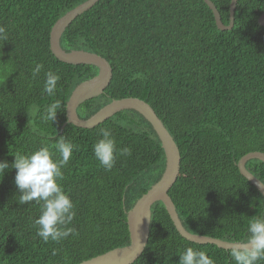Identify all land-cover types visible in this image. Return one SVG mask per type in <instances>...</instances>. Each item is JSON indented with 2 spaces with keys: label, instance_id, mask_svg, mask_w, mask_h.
Wrapping results in <instances>:
<instances>
[{
  "label": "trees",
  "instance_id": "16d2710c",
  "mask_svg": "<svg viewBox=\"0 0 264 264\" xmlns=\"http://www.w3.org/2000/svg\"><path fill=\"white\" fill-rule=\"evenodd\" d=\"M86 1L0 0V162L10 165L0 174V264H80L129 245L128 212L166 168L158 135L136 111H121L91 129L68 123L72 93L99 70L61 62L50 37L58 20ZM211 1L230 25L232 0ZM263 14L264 0H239L234 26L220 30L205 0H99L62 36L67 52L98 54L113 68L104 93L79 107L82 119L133 97L147 102L172 134L182 163L170 196L194 234L243 242L248 219L264 214V196L237 165L249 153H264ZM37 63L44 67L34 79ZM49 70L60 76L53 96L43 92ZM57 100L56 121H42ZM32 105L40 108L35 123H29ZM103 128L112 131L118 149H131L111 171L93 153ZM61 137L75 146L59 183L75 205L69 227L76 234L45 242L35 225L40 205L19 204L11 164L17 153L42 146L58 159ZM247 169L264 183L262 161L250 160ZM188 247L206 252L214 264H233L230 250L184 239L157 202L148 245L134 264H179Z\"/></svg>",
  "mask_w": 264,
  "mask_h": 264
},
{
  "label": "water",
  "instance_id": "95a60500",
  "mask_svg": "<svg viewBox=\"0 0 264 264\" xmlns=\"http://www.w3.org/2000/svg\"><path fill=\"white\" fill-rule=\"evenodd\" d=\"M98 1L99 0H88L71 10L58 20L51 32L50 48L57 59L71 65H92L99 70L97 76L79 84L72 93L67 103L68 123L80 128L91 129L104 123L121 111H136L151 124L158 135L166 156V168L160 180L154 184L128 212L130 244L125 247L111 250L90 260H86V264H134L142 256L148 245L152 223V208L157 202H162L164 204L177 231L187 241L200 245H216L221 249L230 250L234 242L194 234L185 228L178 214L177 207L170 196V190L177 182L181 172V152L172 134L166 128L155 110L147 102L133 97L114 100L88 119H82L79 116L78 109L82 104L88 100L99 97L109 87L113 79V68L107 59L98 54L83 50L67 52L62 47L61 40L71 23L79 15L91 9ZM238 1L239 0H232L230 25L226 26L221 19L216 5L211 0H205L213 11L217 27L220 30H228L234 26ZM259 22L264 27V14ZM253 159L260 160L264 163V153H249L245 155L237 165L242 176L254 185L264 196V188L259 186L260 183H264L247 169V163Z\"/></svg>",
  "mask_w": 264,
  "mask_h": 264
},
{
  "label": "clouds",
  "instance_id": "9594fccd",
  "mask_svg": "<svg viewBox=\"0 0 264 264\" xmlns=\"http://www.w3.org/2000/svg\"><path fill=\"white\" fill-rule=\"evenodd\" d=\"M3 30L0 29V32ZM43 64L37 63L32 70L35 79L43 70ZM60 76L49 70L45 73L43 92L53 96L57 90ZM125 99V98H124ZM122 100V99H120ZM61 108L60 101L49 104L40 119L51 123L57 119L58 109ZM40 114V108L32 105L29 123H35V118ZM123 123V122H121ZM35 131V129H33ZM41 135H43L41 133ZM101 139L93 144V153L99 164L106 170L111 171L119 156L131 154L130 148H117V142L108 128L100 130ZM75 146L61 137L57 140L56 153L49 147L42 146L30 154L17 153L11 168L16 170L15 185L19 191V204H30L35 201L40 205L39 218L35 220L37 235L45 242L50 239L59 242L70 235L76 234L72 224L76 212L75 205L69 194L66 193L62 184L64 178L62 169L69 163ZM10 165L4 161L0 162V174H4ZM264 188V184L260 183ZM53 255L56 251L53 250ZM229 256L233 264H261L264 261V214H258L247 222V237L243 242L236 241L231 245ZM86 264V261H81ZM179 264H214V261L204 251L194 250L188 247L180 255Z\"/></svg>",
  "mask_w": 264,
  "mask_h": 264
}]
</instances>
